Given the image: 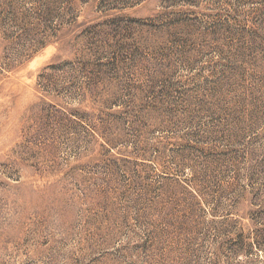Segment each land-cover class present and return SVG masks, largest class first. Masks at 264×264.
<instances>
[{
    "label": "rangeland",
    "instance_id": "374dc122",
    "mask_svg": "<svg viewBox=\"0 0 264 264\" xmlns=\"http://www.w3.org/2000/svg\"><path fill=\"white\" fill-rule=\"evenodd\" d=\"M0 264H264V0H0Z\"/></svg>",
    "mask_w": 264,
    "mask_h": 264
},
{
    "label": "trees",
    "instance_id": "16d2710c",
    "mask_svg": "<svg viewBox=\"0 0 264 264\" xmlns=\"http://www.w3.org/2000/svg\"><path fill=\"white\" fill-rule=\"evenodd\" d=\"M48 32H45L42 34V36L40 38H34L31 42H29L27 45L24 46L25 50L26 51H30L33 49V47L36 45L39 46V45H42L44 46L45 45V40L48 38ZM25 56V54H20V56Z\"/></svg>",
    "mask_w": 264,
    "mask_h": 264
}]
</instances>
